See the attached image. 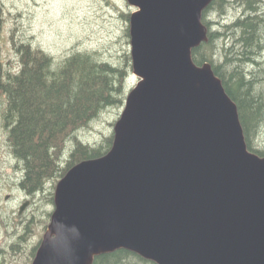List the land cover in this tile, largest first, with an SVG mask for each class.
<instances>
[{
  "label": "water",
  "instance_id": "95a60500",
  "mask_svg": "<svg viewBox=\"0 0 264 264\" xmlns=\"http://www.w3.org/2000/svg\"><path fill=\"white\" fill-rule=\"evenodd\" d=\"M126 2L139 80L110 150L57 182L31 264H92L119 249L155 264H264V157L247 150L211 66L191 59L212 0Z\"/></svg>",
  "mask_w": 264,
  "mask_h": 264
},
{
  "label": "trees",
  "instance_id": "16d2710c",
  "mask_svg": "<svg viewBox=\"0 0 264 264\" xmlns=\"http://www.w3.org/2000/svg\"><path fill=\"white\" fill-rule=\"evenodd\" d=\"M237 17L220 24L212 15ZM264 0H212L202 12L207 41L191 51L196 66L208 63L234 102L247 150L264 157ZM0 5V126L8 151L21 174L19 189L36 201L38 222L49 223L57 182L76 164L104 156L113 143V130L90 145L79 136L107 111L124 107L129 52L120 63L103 59L96 51H71L62 60L10 31L8 42L18 61L1 58L6 23ZM129 38L130 13L119 11ZM118 119V118H117ZM116 121L110 124L113 128ZM30 230L25 227L24 232ZM23 236H20V240ZM21 242V241H20ZM15 246V245H13ZM38 247V246H37ZM37 247L30 252L34 258ZM92 264H155L119 249L101 254Z\"/></svg>",
  "mask_w": 264,
  "mask_h": 264
},
{
  "label": "rangeland",
  "instance_id": "374dc122",
  "mask_svg": "<svg viewBox=\"0 0 264 264\" xmlns=\"http://www.w3.org/2000/svg\"><path fill=\"white\" fill-rule=\"evenodd\" d=\"M0 5L6 16L1 51L5 63L18 61L8 42L14 27L18 29L17 36L31 41L56 61L71 51H96L113 63H120L123 53L130 54L129 40L126 41L123 33L125 23L119 17L121 10L130 14L134 11L126 0H0ZM227 14L223 18L212 15L210 19L222 24L238 15L229 9ZM138 80L130 70L125 85L126 95ZM119 115L116 109L105 112L87 129L80 131V139L90 145L99 142L113 130L110 124ZM2 130L0 126V264H31L33 257H30V252L40 244L49 223L44 228L39 224L38 206L31 204L36 200L25 196L19 189L17 181L21 174L15 173L16 164ZM27 200L30 205L22 215H18L19 208ZM48 211L52 213L53 207ZM27 225L30 230L24 232ZM21 235L23 239L20 240Z\"/></svg>",
  "mask_w": 264,
  "mask_h": 264
},
{
  "label": "flooded vegetation",
  "instance_id": "af4514ba",
  "mask_svg": "<svg viewBox=\"0 0 264 264\" xmlns=\"http://www.w3.org/2000/svg\"><path fill=\"white\" fill-rule=\"evenodd\" d=\"M7 199H8V197H7ZM25 203H28V204H29V201L27 200V201L24 202V204H25ZM28 204H27V206L24 208V210L22 211V213H19L21 207L19 208L18 215H22V214H23V212L25 211V209L30 205V204H29V205H28Z\"/></svg>",
  "mask_w": 264,
  "mask_h": 264
}]
</instances>
